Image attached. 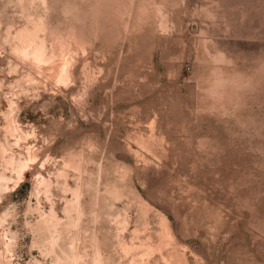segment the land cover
<instances>
[{
    "label": "clouds",
    "instance_id": "1",
    "mask_svg": "<svg viewBox=\"0 0 264 264\" xmlns=\"http://www.w3.org/2000/svg\"><path fill=\"white\" fill-rule=\"evenodd\" d=\"M98 101L117 117L104 139ZM137 109L234 149L225 254L212 226L194 246L264 264V0H0V264H124L142 197L197 236L145 183L156 149Z\"/></svg>",
    "mask_w": 264,
    "mask_h": 264
},
{
    "label": "rangeland",
    "instance_id": "2",
    "mask_svg": "<svg viewBox=\"0 0 264 264\" xmlns=\"http://www.w3.org/2000/svg\"><path fill=\"white\" fill-rule=\"evenodd\" d=\"M97 103L102 119L96 131L100 139H104L111 132H116L117 117L112 115L113 109L105 110L106 105L102 101ZM119 119L125 120L127 117L121 113ZM135 119L142 128L146 124L151 129L145 143L156 149V159L153 161L149 157L145 183L154 184L162 198L175 194V199L169 201L174 214L180 219L187 216L192 221L187 231L195 232L197 236H178L171 223L172 217L150 199L142 197L144 204L139 209L138 239L133 234V228L137 227L135 222H130L128 231L123 234V255L127 257L124 264H209L204 252L194 246V243H199L197 237H204L207 226L217 228V250L223 258V233L236 222V217L232 200L224 196L221 190L225 187V180L234 182V178L244 171L243 168L237 171L233 167L236 152L225 147L224 138L219 136H198L197 148L196 141L191 138L190 127L174 126L170 130L163 117L153 119L143 109H137ZM188 185L199 191L188 192L180 199L179 188ZM176 200L180 201L179 204ZM205 200L209 211H201ZM192 201L197 202L195 211H179L182 207L191 210ZM160 202L165 201L162 199ZM135 220L136 217L133 218Z\"/></svg>",
    "mask_w": 264,
    "mask_h": 264
},
{
    "label": "bare ground",
    "instance_id": "3",
    "mask_svg": "<svg viewBox=\"0 0 264 264\" xmlns=\"http://www.w3.org/2000/svg\"><path fill=\"white\" fill-rule=\"evenodd\" d=\"M172 241H174V240H172ZM172 241H170V242H172ZM170 247V246H169ZM143 250V249H142ZM175 259V258H174ZM172 260V259H171ZM179 261V260H178ZM179 264H181V263H179Z\"/></svg>",
    "mask_w": 264,
    "mask_h": 264
}]
</instances>
